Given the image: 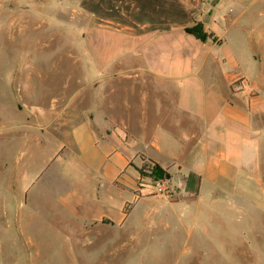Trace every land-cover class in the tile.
Masks as SVG:
<instances>
[{
	"label": "crops",
	"instance_id": "1",
	"mask_svg": "<svg viewBox=\"0 0 264 264\" xmlns=\"http://www.w3.org/2000/svg\"><path fill=\"white\" fill-rule=\"evenodd\" d=\"M234 1L209 3L210 24L199 19L207 34L204 39L186 30L191 26L162 23L164 18L161 23L144 24L150 33L144 42L117 56L118 68L105 60L99 69L101 62L92 58L101 74L83 72L86 83L77 97V109H68L77 99L71 95L62 109L50 105L36 115V122L41 116L52 118L46 125L55 120L60 132L38 176L55 166L48 190L55 191V213L63 219L67 234H99L110 228L120 235L122 227L137 219L149 225L182 223L183 209L198 207L201 203L195 198L202 193L210 196L206 204L221 207L227 194L242 200L236 193L249 191L250 179L261 174L264 12L240 8L238 15L246 24L224 26L225 11L232 9L226 6H236ZM133 33L135 39L141 37ZM126 71L134 84L124 92L140 97L141 104L121 106L116 98L120 91L110 85ZM238 77L246 84L236 86ZM39 133L32 135L38 142ZM152 163L178 187L175 199L142 188L147 181L139 170L145 166L147 172L146 165ZM191 174L199 177L196 190L187 189ZM152 203L176 216L147 214ZM140 235L132 233L129 239ZM211 246L208 253L217 254L215 244Z\"/></svg>",
	"mask_w": 264,
	"mask_h": 264
},
{
	"label": "rangeland",
	"instance_id": "2",
	"mask_svg": "<svg viewBox=\"0 0 264 264\" xmlns=\"http://www.w3.org/2000/svg\"><path fill=\"white\" fill-rule=\"evenodd\" d=\"M262 1L235 0L236 6H226L232 9L225 11L222 24H246L238 10L264 12ZM209 3L214 0H0V264H264V129L261 174L250 179L249 191L236 193L242 200L227 194L223 206L211 207L206 204L210 196L202 193L195 198L198 207L183 209L182 223L149 225L137 219L120 235L110 228L70 235L55 213V191L48 190L55 166L38 176L60 132L55 120L46 125L52 118L36 122V115L50 105L62 109L71 95L80 96L84 74H101L92 58L101 62L99 69L105 60L118 68L117 56L144 42L149 29L143 25L162 18L181 28L200 22L204 29L199 19L210 24ZM133 31L141 37L135 39ZM123 74L109 81L120 91V105L141 104L140 97L124 92L134 80ZM76 100L68 109L79 107ZM144 167L139 171L148 181L153 174ZM198 184V176L187 177V189ZM159 205L152 203L147 214L176 216ZM132 233L141 235L131 240ZM212 244L217 254L208 253Z\"/></svg>",
	"mask_w": 264,
	"mask_h": 264
},
{
	"label": "built area",
	"instance_id": "3",
	"mask_svg": "<svg viewBox=\"0 0 264 264\" xmlns=\"http://www.w3.org/2000/svg\"><path fill=\"white\" fill-rule=\"evenodd\" d=\"M236 86L240 87L246 84L243 77H238L235 80ZM148 172V171H147ZM142 188H146L154 195H158L167 199H175L178 196V187L167 178L164 179H153L148 178V181L142 185Z\"/></svg>",
	"mask_w": 264,
	"mask_h": 264
},
{
	"label": "trees",
	"instance_id": "4",
	"mask_svg": "<svg viewBox=\"0 0 264 264\" xmlns=\"http://www.w3.org/2000/svg\"><path fill=\"white\" fill-rule=\"evenodd\" d=\"M187 31L194 33L197 37L204 39L207 34L203 32V25L200 22H197L195 25L191 26L190 28H186ZM146 166L152 171L151 177L153 179H158L165 175L164 171L159 167V165L152 163L147 164Z\"/></svg>",
	"mask_w": 264,
	"mask_h": 264
}]
</instances>
